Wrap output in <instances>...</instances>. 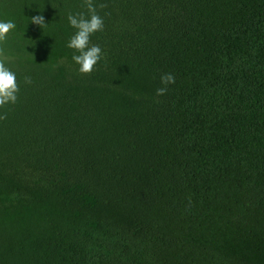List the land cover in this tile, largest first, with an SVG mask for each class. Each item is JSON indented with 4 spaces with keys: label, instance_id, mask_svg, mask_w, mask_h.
Masks as SVG:
<instances>
[{
    "label": "trees",
    "instance_id": "trees-1",
    "mask_svg": "<svg viewBox=\"0 0 264 264\" xmlns=\"http://www.w3.org/2000/svg\"><path fill=\"white\" fill-rule=\"evenodd\" d=\"M94 3L81 74L84 0H0V264H264V0Z\"/></svg>",
    "mask_w": 264,
    "mask_h": 264
},
{
    "label": "clouds",
    "instance_id": "clouds-1",
    "mask_svg": "<svg viewBox=\"0 0 264 264\" xmlns=\"http://www.w3.org/2000/svg\"><path fill=\"white\" fill-rule=\"evenodd\" d=\"M84 6L87 13L69 14L67 19L71 27L76 32L71 36L67 47L74 49L76 53L72 56L73 61L79 65L81 74H91L98 62L103 58V51L99 45L91 44V36L97 32L104 30V19L97 12L94 0H84ZM101 9L107 7L106 4L99 5ZM31 23L41 26H47L43 15L31 17ZM16 27L12 21H0V108H4L7 104H15L17 102L19 85L16 74L11 71L6 63L8 57L5 52L4 43L10 31ZM25 83L31 84L30 77H25ZM161 83L164 87L158 88L157 96L165 95L168 91V85L175 83V76L172 73H166L161 76ZM7 119V114H0V120Z\"/></svg>",
    "mask_w": 264,
    "mask_h": 264
}]
</instances>
